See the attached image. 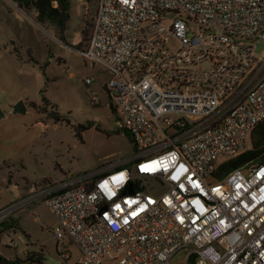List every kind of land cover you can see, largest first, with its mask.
I'll use <instances>...</instances> for the list:
<instances>
[{"label":"built area","instance_id":"2783aa9c","mask_svg":"<svg viewBox=\"0 0 264 264\" xmlns=\"http://www.w3.org/2000/svg\"><path fill=\"white\" fill-rule=\"evenodd\" d=\"M263 40L264 0H97L81 51L109 73L135 152L33 187L0 208V225L41 200L76 264H169L179 251L194 264H264V160L215 175L264 119Z\"/></svg>","mask_w":264,"mask_h":264},{"label":"rangeland","instance_id":"374dc122","mask_svg":"<svg viewBox=\"0 0 264 264\" xmlns=\"http://www.w3.org/2000/svg\"><path fill=\"white\" fill-rule=\"evenodd\" d=\"M15 7L9 0H0V207L17 200V188L24 193L30 186L96 171L135 152L109 107V95L103 86L109 73L82 54L88 36L76 47L86 22L90 35L96 0H72L63 33L68 44L62 42L53 26L36 23L33 12H7ZM176 45L175 40L169 43L170 47ZM263 49L264 40L257 52ZM85 77L94 81L86 85ZM93 91L99 99L97 104L90 102ZM42 96L47 99L45 103ZM19 100L26 110L11 112L10 105ZM88 123L91 125L78 138L75 127ZM250 146L249 136L246 148ZM55 222V215L41 200L26 203L0 225V255L15 259L16 264H27L33 252L43 249L58 258V251L67 250L70 256L66 263H75L79 248L68 237L55 240ZM11 228H15L13 238L8 235ZM5 234L7 237L2 238ZM8 239L15 241L16 247L5 244ZM185 259V252L179 251L169 264H185Z\"/></svg>","mask_w":264,"mask_h":264},{"label":"trees","instance_id":"16d2710c","mask_svg":"<svg viewBox=\"0 0 264 264\" xmlns=\"http://www.w3.org/2000/svg\"><path fill=\"white\" fill-rule=\"evenodd\" d=\"M17 6L25 11L27 14H31L33 12V19L36 23H38L42 27L53 26L60 33V39L65 44H68L65 37L63 36L64 31L67 28L68 21L70 18V10L72 7V0H13ZM88 23L86 22L81 30V40L79 42V46L82 45L83 41L86 40L87 36L89 38V30ZM78 45V44H77ZM107 94L109 95V91L104 86ZM44 90H42L43 92ZM42 102L45 103L47 99L42 96ZM109 107L112 109V101L109 95ZM34 106V105H33ZM91 124H81L75 127V135L81 139L82 132L86 128H88ZM126 133V132H125ZM130 142L132 140L130 136L126 133ZM251 146L246 148L244 151L239 153L236 156L227 158L222 160L215 171L216 178L220 179L227 173L241 168L247 164L260 162L264 160V119L261 120L252 130L250 134ZM14 222V220H13ZM13 222L10 225L13 226ZM42 250L38 252H33L29 255L28 259L31 262L42 263ZM3 260L8 264H13L15 261ZM195 257L191 255L187 258L185 264H194ZM76 264V263H75Z\"/></svg>","mask_w":264,"mask_h":264},{"label":"crops","instance_id":"0c3cea01","mask_svg":"<svg viewBox=\"0 0 264 264\" xmlns=\"http://www.w3.org/2000/svg\"><path fill=\"white\" fill-rule=\"evenodd\" d=\"M9 1H11L13 4H15V9H10V10H8L7 12L8 13H11V14H13L14 12H20V13H22L23 15L25 14V15H29V14H27L25 11H23L22 9H20L18 6H17V4L13 1V0H9ZM96 5H97V0H96ZM69 75H71V73H69ZM104 86V85H103ZM33 188V186H30L28 189H27V191L26 192H24V193H22V189L21 188H17V189H15V199H19V198H21V197H23V196H25V195H27L29 192H30V190ZM9 203H11V202H8V203H6L5 205H3V206H6V205H8ZM3 206H1V207H3ZM0 207V208H1ZM12 218V217H11ZM56 219V218H55ZM14 219H12V221H13ZM16 222V221H15ZM17 224V223H16ZM15 224V228L17 227V225ZM55 224H56V222H55ZM55 226V225H54ZM15 228H11V232L8 234V235H10V237L11 238H13V235H14V231H15ZM53 230V229H52ZM13 231V232H12ZM7 237V234H5L4 236H2V238L3 237ZM52 236H53V233H52ZM0 240H1V238H0ZM15 242V241H14ZM14 247H16V244H15V246ZM1 254V253H0ZM44 254H46V252L42 249V257H43V255ZM48 254V253H47ZM3 256V255H2ZM5 258V257H4ZM56 258V257H55ZM6 259L7 260H11V261H15V263H13V264H16L17 263V261L15 260V259H11V258H7L6 257ZM27 262V264H32V263H34V262H31L29 259L26 261Z\"/></svg>","mask_w":264,"mask_h":264},{"label":"water","instance_id":"95a60500","mask_svg":"<svg viewBox=\"0 0 264 264\" xmlns=\"http://www.w3.org/2000/svg\"><path fill=\"white\" fill-rule=\"evenodd\" d=\"M94 64V63H92ZM11 109L10 111L13 113H19L26 110V105L22 100L17 101L16 103L10 105ZM3 115V113L0 111V117ZM131 191V189H130ZM42 263L44 264H61V261L54 256L50 254H44L42 257Z\"/></svg>","mask_w":264,"mask_h":264}]
</instances>
